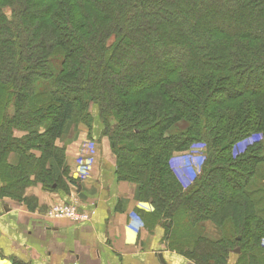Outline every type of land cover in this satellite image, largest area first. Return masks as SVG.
Returning a JSON list of instances; mask_svg holds the SVG:
<instances>
[{
  "label": "trees",
  "instance_id": "obj_1",
  "mask_svg": "<svg viewBox=\"0 0 264 264\" xmlns=\"http://www.w3.org/2000/svg\"><path fill=\"white\" fill-rule=\"evenodd\" d=\"M93 104L118 178L161 219L184 221L173 249L226 264L242 243V263L256 264L264 189L250 187L264 144L230 151L264 135V0H0V198L22 200L32 178L58 185L56 140L73 117L90 129ZM194 140L207 155L183 191L169 161ZM203 221L223 228L208 237Z\"/></svg>",
  "mask_w": 264,
  "mask_h": 264
},
{
  "label": "crops",
  "instance_id": "obj_2",
  "mask_svg": "<svg viewBox=\"0 0 264 264\" xmlns=\"http://www.w3.org/2000/svg\"><path fill=\"white\" fill-rule=\"evenodd\" d=\"M97 111L92 105L90 131L81 124L72 132L75 127L69 124L77 121L72 118L67 123L66 172L53 160L49 162L58 185L46 188L32 178L22 200L0 198V264L13 260L29 264H180L171 259L174 252L166 248L160 226L147 223L144 215L151 207L136 199L133 185L116 179L112 154L100 135ZM87 137L95 146L94 160L76 196L81 208L90 212V220L75 224L64 218L49 219L44 211L57 199L68 200L69 185L77 181L74 154ZM9 160L18 163L15 154Z\"/></svg>",
  "mask_w": 264,
  "mask_h": 264
},
{
  "label": "rangeland",
  "instance_id": "obj_3",
  "mask_svg": "<svg viewBox=\"0 0 264 264\" xmlns=\"http://www.w3.org/2000/svg\"><path fill=\"white\" fill-rule=\"evenodd\" d=\"M7 11V10H5ZM95 105V104H93ZM92 106V105H91ZM91 106L89 107V111L91 109ZM73 119H75L77 121V123L72 124L73 122H70L69 125H73L75 128L72 132L76 131V127L78 125H83L85 126L78 118L73 117ZM97 119L99 122V128L102 129L103 128V124L101 119L99 118V113L97 111ZM93 122V119H92ZM86 127V126H85ZM88 128V127H87ZM92 128V125H91ZM88 129V131L91 130ZM18 136H21L22 133H18ZM101 135V133H100ZM65 136H67L66 134H64V137L62 139L56 140L58 143V146L63 148V154H64V161L66 160L65 157V147H66V141H64ZM102 136V135H101ZM104 137V146H108L107 149H110V153L112 154L113 157V164H114V175L116 177V179L118 181H122L124 183L127 184H131L133 185L134 189H135V196L136 199L139 201H142L145 205H148L151 207V211L148 212V214H145L144 217L147 221V223H154V224H158V226H160V228L163 230V237L164 239L167 236V244H166V248L169 249L171 251V253H173L171 255V259L172 260H177L180 264H195L193 262H191L189 259H187L184 255L180 254L177 250L173 249V246L176 245H180V241L179 240V236H182V232L179 229L178 226L181 225H185L184 221L181 222H175L173 219H161L160 216L155 212L154 210V206L152 205V203L149 200H140L139 199V191H138V184H136L135 182H131L128 181L126 179H122V178H118L117 176V165H116V155L113 152V149L109 146V139L107 136H103ZM90 138V137H87ZM93 139V138H92ZM262 142V144H264V135L262 134V132L257 131V132H252L249 135L243 137L240 141H237L235 144H233V146L231 147V156L232 159L236 160L238 159L237 157L239 155H242L248 147ZM62 143V144H59ZM264 147V145H263ZM261 155L263 156V160H260L259 163L257 162L256 166V174L258 173V176L256 177H252L251 179V189H253L254 184H259L261 187V190L264 189V148L263 150H260ZM15 155H17L18 158V163H20V155L17 153H14ZM205 155H207V148L205 147V144L202 143L201 141H192V143L183 150H177L175 152H173L171 159L169 161L170 167H171V171L173 172L177 183L179 184V186L181 185L182 190H186L187 187H189V185L192 182H195L197 180V176H201V172H202V168H203V163L205 161ZM195 180V181H194ZM249 188V189H250ZM258 188V187H256ZM250 189V190H251ZM259 189V188H258ZM260 190V191H261ZM263 191V190H262ZM259 194L262 195L263 192H257ZM10 198V197H9ZM12 200H14L13 198H10ZM15 201H18L15 199ZM170 223V225L168 224V222ZM167 222V224H165ZM226 226V227H225ZM225 228L228 229V227H231L230 223L227 222L225 224ZM183 227V226H182ZM200 227L202 229V233H204V235L206 236H212L214 234H218V232H221V228H223V226H219L217 224H215L214 222L211 221H203L200 223ZM176 237V238H175ZM183 243V242H182ZM193 243L190 242L188 244V246H185L184 248V252L185 253H189L191 250H193L194 246H192ZM234 246L239 248V252H231L229 254V256L227 257L226 260V264H243L242 262H244L245 259H247L248 257H250L251 254H247L244 250V245L242 243L238 244L235 243ZM176 248L179 250V247L176 246ZM256 264H264V236L261 237L260 242H259V247L257 249L256 252ZM173 262V261H172Z\"/></svg>",
  "mask_w": 264,
  "mask_h": 264
},
{
  "label": "built area",
  "instance_id": "obj_4",
  "mask_svg": "<svg viewBox=\"0 0 264 264\" xmlns=\"http://www.w3.org/2000/svg\"><path fill=\"white\" fill-rule=\"evenodd\" d=\"M95 153L94 143L88 138L83 139L74 154V177L77 179L69 185L68 200L57 199L44 211L49 219H67L72 223L80 224L90 220V212L81 208L80 200L76 196L81 181H85L91 171Z\"/></svg>",
  "mask_w": 264,
  "mask_h": 264
},
{
  "label": "water",
  "instance_id": "obj_5",
  "mask_svg": "<svg viewBox=\"0 0 264 264\" xmlns=\"http://www.w3.org/2000/svg\"><path fill=\"white\" fill-rule=\"evenodd\" d=\"M233 251L237 253V252H239V249L236 248V249H234ZM159 257H160V259H161V255H160Z\"/></svg>",
  "mask_w": 264,
  "mask_h": 264
}]
</instances>
